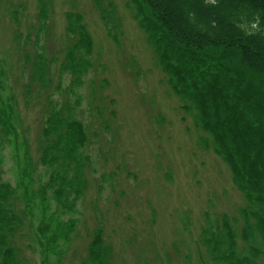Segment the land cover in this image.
<instances>
[{"label": "trees", "instance_id": "16d2710c", "mask_svg": "<svg viewBox=\"0 0 264 264\" xmlns=\"http://www.w3.org/2000/svg\"><path fill=\"white\" fill-rule=\"evenodd\" d=\"M48 5L39 0V32L46 27ZM127 7L165 85L203 133L198 146L227 166L244 199L237 211L241 227L222 215L220 224L217 219L203 231L209 259L264 264V0H127ZM64 19L60 83L53 89L51 64L41 53L25 87L29 95L36 91L45 109L36 164L0 70V264H30L27 253L35 250L40 264H60L62 246L75 227L72 219L59 218L72 214L84 192L88 136L75 115L81 103L76 90L92 68L93 40L81 14L67 12ZM101 19L105 26L109 20L119 25L111 1ZM67 77L74 106L54 100ZM7 147L18 169L14 185L3 179ZM238 238L245 244L242 251ZM79 264H113L101 225Z\"/></svg>", "mask_w": 264, "mask_h": 264}, {"label": "rangeland", "instance_id": "374dc122", "mask_svg": "<svg viewBox=\"0 0 264 264\" xmlns=\"http://www.w3.org/2000/svg\"><path fill=\"white\" fill-rule=\"evenodd\" d=\"M44 1L48 20L39 32V0H0V70L36 164L45 109L33 88L26 92L29 67L43 53L56 88L66 46L64 14L82 15L93 40L92 68L76 90L81 103L75 115L88 136L85 181L72 214L59 218L75 222L60 264H79L98 225L113 264H213L203 231L217 219L220 224L222 215L241 227L237 211L244 199L227 166L198 146L204 135L165 85L127 0ZM109 1L119 25L109 20L105 26L101 19ZM70 82L61 81L54 100L74 106ZM10 153L7 147L2 155L3 179L14 185L18 169ZM237 245L239 251L245 247L239 238ZM27 255L30 264H40L36 250Z\"/></svg>", "mask_w": 264, "mask_h": 264}]
</instances>
